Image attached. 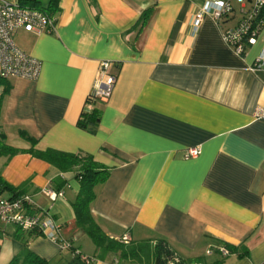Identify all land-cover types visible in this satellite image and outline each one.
<instances>
[{"label": "crops", "instance_id": "crops-1", "mask_svg": "<svg viewBox=\"0 0 264 264\" xmlns=\"http://www.w3.org/2000/svg\"><path fill=\"white\" fill-rule=\"evenodd\" d=\"M55 1L51 33L13 34L15 45L40 62V71L34 80H2L0 90H8L1 130L5 142L22 151L0 157L1 178L14 187L25 183L33 212H46L61 239L96 255L75 224L74 172H60L28 150L88 154L109 168L90 203L109 238H162L180 257L207 259L218 241L242 243L248 255L228 254L222 264H264V120L252 117L256 105L264 106V57L256 63L264 53V24L237 55L209 14L194 30L205 0ZM230 2L234 11L225 26L240 18L236 0ZM144 11L148 18L140 27ZM100 61L110 62L113 89L92 104L98 125L81 129L76 122L87 110ZM193 147L197 155L185 158ZM47 188L62 196L49 199ZM14 231L0 222V264L22 246ZM28 247L52 264L73 257L42 235ZM110 256L93 264H110Z\"/></svg>", "mask_w": 264, "mask_h": 264}, {"label": "built area", "instance_id": "built-area-1", "mask_svg": "<svg viewBox=\"0 0 264 264\" xmlns=\"http://www.w3.org/2000/svg\"><path fill=\"white\" fill-rule=\"evenodd\" d=\"M238 21L231 26L223 24L224 18L234 11L230 0H205L201 9L196 12L193 20L194 30L202 16L209 14L221 31V38L225 44L237 55H242L246 46L255 42L260 29V13L264 9V0H236ZM56 23V14L45 12L37 8L23 5L19 2L0 0V79L18 77L34 80L40 71V62L26 54L13 41V34L17 30L30 33H51ZM264 53L259 55L256 63L259 64ZM110 62L98 63L96 81L87 96L86 106L90 110L97 101H105L113 89L115 77L109 74ZM252 117L264 120V106L256 105L252 110ZM198 148L187 149L184 157L197 155ZM49 199L62 196V192L51 189L45 190ZM30 199L27 195L15 198L0 196V222L20 228L23 231L36 229L40 234L56 242L61 250L70 249L72 244L59 236V226L46 212L35 213L30 210ZM123 242L129 241L128 236L120 237ZM222 255L227 254L224 247L218 248ZM78 252V249L75 250ZM212 249L206 251L210 254ZM86 263L93 264L98 259L93 256L82 255ZM115 263V262H114Z\"/></svg>", "mask_w": 264, "mask_h": 264}, {"label": "trees", "instance_id": "trees-1", "mask_svg": "<svg viewBox=\"0 0 264 264\" xmlns=\"http://www.w3.org/2000/svg\"><path fill=\"white\" fill-rule=\"evenodd\" d=\"M21 4L49 13L57 12L55 0H47L45 3L41 0H21ZM147 14V11H144L140 15L138 19L140 27L146 22L148 18ZM259 18L261 28L262 24H264V9L261 10ZM113 76L115 77V75ZM2 80L4 79H0V86ZM7 90L8 87L6 86L0 90V112L2 98ZM98 121L99 111L96 107H92L90 110H83L80 113L76 125L81 129L92 130L98 125ZM21 151V149L15 148L5 142V134L1 130L0 124V157L3 156L9 159ZM28 151L33 156L50 163L60 172H74V176L79 183V191L70 203L74 213L75 224L82 233L87 235L95 246L97 253L96 255L91 256L97 259L102 260L107 254H114L118 255L120 262L131 261L138 264H222L228 254L234 253L236 258L248 255V250L242 243L239 245H233L218 241L219 246L211 247L214 257L207 259L205 256L190 258L180 257L173 247L162 238L140 241L130 239L131 241L129 240L127 242H123L120 238H109L95 222L90 211V203L95 198L93 188L96 184L102 183L106 180L109 175V168L96 162L90 155L84 153H68L54 149H46L43 151L29 149ZM24 185L25 183L14 187L3 180L0 176V194L10 193L8 197L0 196L3 198L24 196ZM30 210L33 212L31 207ZM13 235L22 243V246L11 258L8 264H52L50 261L43 259L32 252L28 247V243L33 237L41 235L39 230L32 229L23 231L20 228L15 227ZM219 247H224L227 250V254L222 255L218 249ZM76 249L78 248L70 247L69 250L73 253V257L63 264H89L82 258V255L84 254L79 249L78 252H76ZM117 261L115 264H119V261Z\"/></svg>", "mask_w": 264, "mask_h": 264}, {"label": "rangeland", "instance_id": "rangeland-1", "mask_svg": "<svg viewBox=\"0 0 264 264\" xmlns=\"http://www.w3.org/2000/svg\"><path fill=\"white\" fill-rule=\"evenodd\" d=\"M17 37H18V35L16 36V39H17ZM118 239H119V238H118ZM129 240H130V239H129ZM131 240H133V239H131ZM131 240H130V241H131ZM109 260L111 261L110 264H113L114 262L116 263L117 260L119 261V257H118V255L111 254ZM118 261H117V262H118ZM115 263H114V264H115ZM119 264H138V263L131 262V261H122V262L119 261Z\"/></svg>", "mask_w": 264, "mask_h": 264}]
</instances>
